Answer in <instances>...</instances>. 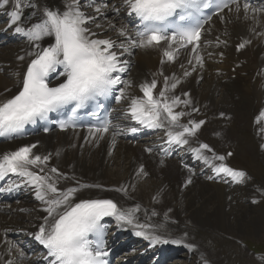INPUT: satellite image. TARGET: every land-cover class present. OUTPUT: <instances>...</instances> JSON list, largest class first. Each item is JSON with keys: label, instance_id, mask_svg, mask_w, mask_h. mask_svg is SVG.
<instances>
[{"label": "bare ground", "instance_id": "1", "mask_svg": "<svg viewBox=\"0 0 264 264\" xmlns=\"http://www.w3.org/2000/svg\"><path fill=\"white\" fill-rule=\"evenodd\" d=\"M34 2L41 8L62 9L69 0ZM104 2L107 7L102 9V15H97L93 12L96 7L93 0H79L81 11L96 15L95 23H90L87 27L97 34V38H108L119 44L123 39L119 36V31L122 26L130 30V21L124 12L122 0ZM240 6L239 13L233 5L232 11L225 10L211 19L202 32L196 53L192 50L193 46L186 50L179 49L174 51V60L170 62L162 50L157 48H133L125 53L123 59L129 61V65L122 79L131 81L132 86L126 88L125 98L114 105L113 114L116 119L108 133L102 136L96 134L95 137L86 131L37 134L19 141L0 143V154L35 144L37 146L33 149L34 154L50 155V160L42 166L44 169L50 170L54 167L58 170V173H50L60 189L76 186L78 199H113L125 209L140 205L137 213L139 222L145 221L147 211L150 223L163 225L155 234L182 241L181 244H172L174 251H170L171 257L164 264H202V256L209 264L211 258L212 264H221L218 258L225 262L226 257L219 255V252H211L210 256L209 237L211 242L212 239L216 242L224 241V238H234V234L238 232L235 227L245 228L248 227L247 224L252 226L249 232L251 236L264 234V200L256 207L238 203L247 200L242 198L243 190L248 191L250 198L261 199L264 195V170L259 174V169L255 178L252 168L258 166L240 161L233 163V159L237 157L260 156V161L264 164V149L260 147L264 143V132L261 131L264 130V115H261L264 110V44L260 42L264 12L259 4L251 5L245 15L243 5ZM12 10L11 7L7 10L0 9V41H3L0 46V100L6 99L17 89L20 79L18 74L22 73L24 65L30 60L27 54L32 51L26 38L14 39L11 35L17 34L14 27L10 26L8 13ZM35 22L37 20L31 15V9H25L22 26ZM96 25L100 27L97 28ZM243 38L251 40V44L247 50L239 51L236 44ZM196 55L202 57V64L196 61ZM19 57L24 59H18ZM185 72L189 75L185 76ZM165 77L168 78V97L191 101L187 108L181 105L174 109L189 113L181 118L180 123L187 124L190 120L204 121L194 136L187 137L189 143L177 151V154L189 159L188 162L196 158L192 162L197 165V171L202 170L199 177L187 185L183 182L177 184L175 178L169 179V168L164 166L155 169L153 161L147 157L149 152L146 149L163 142L167 127L134 145L128 143L123 136V131L133 126L134 119L128 113L131 98L143 97L139 85L156 79L157 86L153 95L159 98V91L165 88ZM176 80H179L177 87L171 89V83ZM192 108L199 111L193 112ZM221 113L224 115L221 116ZM178 130L181 129H174ZM113 131L118 133L114 142ZM201 144H208L212 150H203L202 153L209 158L210 163L206 164L203 159H198L197 153L193 151ZM229 153L233 154L230 158L232 164H228L226 160ZM214 155L224 156L225 159L215 160ZM143 160L151 174L150 178L145 177L144 171L138 175ZM220 163L244 171L245 180L238 183L225 174H219L215 180L209 179L212 176L211 165ZM31 170L36 171L39 168L32 167ZM82 185L100 187H81ZM21 186V193H24L26 200L22 198L6 205L0 204V256L4 260H10L12 264H30L25 254L20 255L25 249L21 242L25 238L27 241L32 238V234L36 233L38 225L42 223V217L46 215L42 210L44 203L36 196L38 189L24 183ZM122 186L127 188L126 195L116 190ZM256 189L260 196L256 194ZM148 190L157 192L154 196ZM153 211L157 215L151 216ZM112 219L120 230L125 226L137 229ZM242 220H246V224H238ZM15 232L20 233L21 238L17 243L12 240ZM144 240L142 238L139 247L130 245V254H118L120 258L117 259V264L133 257L129 263L132 264L139 255L147 253H142L144 250L150 252L154 248L159 249L158 245H146ZM185 244L196 245V249L190 251L194 261L172 258L178 253L174 245L182 246V255L187 257L189 250ZM241 256H244L243 251ZM34 264L38 263L34 261ZM248 264H258V260H250Z\"/></svg>", "mask_w": 264, "mask_h": 264}, {"label": "snow or ice", "instance_id": "2", "mask_svg": "<svg viewBox=\"0 0 264 264\" xmlns=\"http://www.w3.org/2000/svg\"><path fill=\"white\" fill-rule=\"evenodd\" d=\"M93 2L96 3L93 12L102 15V9L107 7V3L104 0ZM122 4L127 14L138 20V26L134 32L122 26L119 36L123 39L117 44L108 38H97V34L87 27L88 24L95 23L96 15L81 11L79 0H69L62 9L41 8L34 0H0V9H13L8 13L10 26L14 27L16 33L24 35L32 48L27 54L30 60L24 72L18 74V90L10 98L0 100V137L15 138V134L26 125L45 121L50 113L66 116V119L59 121L61 130L75 127V117L79 110L93 103L97 108H102L100 99L115 91L119 92L115 97L117 102L125 98L126 88H130L132 83L123 80L121 74L128 71L129 61L124 60L123 56L130 49L158 48L166 45L163 55L169 61L174 60V51L188 45H193L192 50L196 53L206 23L205 10L215 8L219 14L225 9L232 11L230 5L235 4V11L239 13L241 7L238 0H222V3H216L215 0H122ZM25 9H31V15L37 22L22 26ZM243 10L247 15L250 4L245 2ZM207 19H211V16H207ZM96 27L99 28L100 25ZM244 46L241 43L237 47L239 49ZM18 59L23 60L24 57ZM195 59L202 64L201 56L196 55ZM189 63L191 64V61ZM53 75L57 83L50 86ZM184 75L189 73L185 72ZM178 83L179 80L171 83V89H175ZM156 86L155 79L151 83L139 85L143 97L131 98L128 109L130 117L147 128L167 127L165 143L168 145H187V137L194 136L204 121L190 120L187 124H181V118L189 113L174 109L181 105L187 108L191 101L168 97L167 77L165 88L159 91V98L153 95ZM192 111L199 110L192 108ZM223 115L221 113V116ZM261 115H264V110ZM109 130L110 122L107 120L90 128L93 137L96 134L102 136ZM136 130L130 129L132 132ZM44 131L47 132L48 128ZM117 134L113 131V142ZM36 146H21L10 153L0 154V179L13 174L21 178V183L38 189L36 196L44 203L42 210L46 215L42 217V223L38 225V231L34 235L47 250V256L44 258L47 264H108L105 218H114L119 224L140 229L134 234L148 240L153 246L182 243L179 239H167L155 234L163 225L150 223L147 211L145 221L139 222L138 204L125 209L113 199H78V188L59 189L56 181L45 173L42 166L50 160V155L34 154L33 149ZM260 147L264 149V143ZM203 150L212 151L208 144H201L198 149H193L198 159H203L206 164L210 163L209 158L203 156ZM146 151L151 153L152 149L148 148ZM164 151L167 152V149ZM213 159L223 161L225 158L214 155ZM32 167L39 168V171H32ZM211 167L216 174H225L238 183H242L246 178L244 171L235 170L224 163L212 164ZM50 172L58 173V170L53 167ZM139 174H143V166ZM190 183L189 178L186 185ZM10 190L11 188L0 187V192ZM116 190L127 193V188L123 186ZM155 215L157 213L153 211L151 216ZM184 246L189 251L196 249L194 244ZM20 255L23 256L24 253L21 252ZM201 258L202 264H209L206 258ZM6 264L12 262L9 260ZM258 264H264V254L258 257Z\"/></svg>", "mask_w": 264, "mask_h": 264}, {"label": "rangeland", "instance_id": "3", "mask_svg": "<svg viewBox=\"0 0 264 264\" xmlns=\"http://www.w3.org/2000/svg\"><path fill=\"white\" fill-rule=\"evenodd\" d=\"M156 80V79H155ZM139 142H143V141H139ZM142 145V144H141ZM245 157H250V156H245ZM254 158V157H253ZM234 160V159H233ZM237 161V159L235 160V162ZM261 162V161H260ZM256 158H255V165H258V166H263L264 164L260 163ZM261 170L263 171L264 168H252V173H253V176L256 178V174L258 172V170ZM260 177V176H259ZM145 189V188H144ZM258 189H256V194L258 196H260V194L257 192ZM157 190H153V191H150L148 190V193L150 194H153L155 196L154 193H156ZM244 192V195L242 196L243 200L247 199L246 201H240L238 202L239 204H248V205H251V206H258L259 204H261L264 200V195L261 196V199H252L248 196V191L247 190H243ZM127 194V193H126ZM125 192H123V195H126ZM21 200V199H19ZM255 201V202H254ZM252 215V213H251ZM243 222V224H242ZM238 224H246V220L244 222V220L242 221H239ZM248 227H245V228H239V227H235V231H238L237 233L234 234V238H231V239H228V238H224L225 240L224 241H214L212 239V242H211V239L209 237L208 239V243H209V249H210V256H211V252H219V255H224V257H226V261L223 262L222 258H218V260L221 262V264H248V262L250 260H257L255 257H259L261 254H264V234L260 235V236H251V234H249L250 232V229L252 228V226H250V224H247ZM233 229V227H232ZM241 229V231H240ZM238 234V235H237ZM227 236V235H225ZM239 236V237H238ZM251 237V238H250ZM243 239V240H242ZM240 241V246L236 244L237 241ZM227 241H230L232 242V244H230L229 242ZM225 243V244H224ZM251 243L254 245H251ZM244 244V245H243ZM251 245V246H249ZM231 246L234 247V250H230L231 249ZM251 248V249H255L258 253H253L252 251H250L248 249V247ZM246 251L247 255L243 252V257L241 256V251L242 248ZM225 249H229V250H225ZM233 252V253H231ZM231 253V254H230ZM178 254V253H176ZM230 254V255H229ZM228 255H229V259L230 260H235L236 257H237V260H235V262L233 263L232 261H230L228 259ZM236 255V256H235ZM184 256V255H183ZM251 256H255V257H251ZM175 259H192L193 261L195 260L192 256H190V258L184 256V257H181V256H175L174 257ZM211 264H212V258H211ZM220 264V263H219Z\"/></svg>", "mask_w": 264, "mask_h": 264}]
</instances>
